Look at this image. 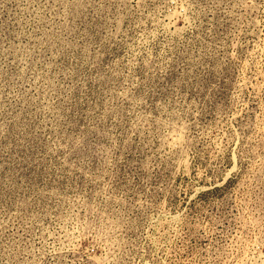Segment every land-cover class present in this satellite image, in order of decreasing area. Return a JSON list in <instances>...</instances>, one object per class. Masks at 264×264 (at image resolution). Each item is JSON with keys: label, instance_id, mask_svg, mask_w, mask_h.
<instances>
[{"label": "rangeland", "instance_id": "374dc122", "mask_svg": "<svg viewBox=\"0 0 264 264\" xmlns=\"http://www.w3.org/2000/svg\"><path fill=\"white\" fill-rule=\"evenodd\" d=\"M0 264H264V0H0Z\"/></svg>", "mask_w": 264, "mask_h": 264}]
</instances>
